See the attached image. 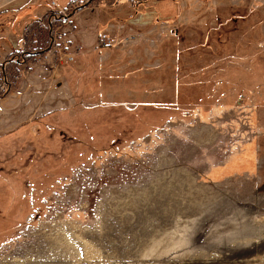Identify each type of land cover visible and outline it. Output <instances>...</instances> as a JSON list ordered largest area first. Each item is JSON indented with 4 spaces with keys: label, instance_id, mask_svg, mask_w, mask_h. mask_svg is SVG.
Returning a JSON list of instances; mask_svg holds the SVG:
<instances>
[{
    "label": "rangeland",
    "instance_id": "1",
    "mask_svg": "<svg viewBox=\"0 0 264 264\" xmlns=\"http://www.w3.org/2000/svg\"><path fill=\"white\" fill-rule=\"evenodd\" d=\"M0 264H264V0H0Z\"/></svg>",
    "mask_w": 264,
    "mask_h": 264
},
{
    "label": "trees",
    "instance_id": "2",
    "mask_svg": "<svg viewBox=\"0 0 264 264\" xmlns=\"http://www.w3.org/2000/svg\"><path fill=\"white\" fill-rule=\"evenodd\" d=\"M85 4H88L87 2L86 3H84V4H82V5H85ZM82 5H80V6H82ZM79 6V7H80ZM39 52H41V51H38V49H33V50H29V51H27L26 53H25V55L27 56V57H29V56H34V55H36V54H38ZM9 62V60H4V63H3V67H2V69H1V71H2V73H4V77H6V65H7V63Z\"/></svg>",
    "mask_w": 264,
    "mask_h": 264
}]
</instances>
